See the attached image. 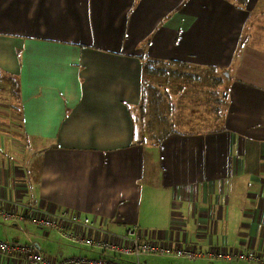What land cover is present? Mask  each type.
I'll list each match as a JSON object with an SVG mask.
<instances>
[{
  "label": "crops",
  "instance_id": "crops-1",
  "mask_svg": "<svg viewBox=\"0 0 264 264\" xmlns=\"http://www.w3.org/2000/svg\"><path fill=\"white\" fill-rule=\"evenodd\" d=\"M143 56L201 75L182 92L173 84L177 130L159 145L134 140ZM209 67L219 72L211 77ZM10 76L21 80L24 124L17 132L0 124L4 207L73 212L122 244L138 227L154 244L202 254L145 264L264 259V0H0V118ZM15 133L27 142L22 157L9 141ZM4 222L19 244L41 228ZM41 229L45 243L59 237L57 251L35 244L52 258L70 250L117 259ZM0 264L28 263L0 256Z\"/></svg>",
  "mask_w": 264,
  "mask_h": 264
},
{
  "label": "built area",
  "instance_id": "built-area-1",
  "mask_svg": "<svg viewBox=\"0 0 264 264\" xmlns=\"http://www.w3.org/2000/svg\"><path fill=\"white\" fill-rule=\"evenodd\" d=\"M30 219L36 226L45 229H60L74 243L99 251L102 254H112L117 259L104 256L88 258L82 256L52 258L46 255L40 247L31 244H10L0 240V256L28 264H145L144 258L150 256L178 257L195 260L202 256L195 250L173 249L167 245H157L146 240L138 227H128L122 242H114L110 237L115 234L95 225V221L79 214L65 211L51 212L40 207L24 205L20 202H10L9 207L0 204V220L19 223ZM126 258V260H123ZM230 259H238L252 264H264V259L254 252H241Z\"/></svg>",
  "mask_w": 264,
  "mask_h": 264
},
{
  "label": "trees",
  "instance_id": "trees-1",
  "mask_svg": "<svg viewBox=\"0 0 264 264\" xmlns=\"http://www.w3.org/2000/svg\"><path fill=\"white\" fill-rule=\"evenodd\" d=\"M239 4H245L247 0H234ZM143 65V94L141 109L132 112L136 116L137 112L142 119L139 124L138 119L134 121V140L136 144H142L146 141L159 145L168 136L176 132V117H173L174 96L171 90L174 83H177V88L182 92L186 88V82H200L201 75L196 72L189 71L193 66L179 61L161 62L151 59L150 57H142ZM208 74L219 72L216 67L206 69ZM209 79V78H208ZM208 79H205L208 80ZM176 82H172V81ZM209 81V80H208ZM10 89L7 97H3V102H8L9 108L6 114L1 115L0 124L5 130L17 132L19 126L24 124V109L22 106L21 97V80L10 76L8 78ZM181 82V84H178ZM210 83V82H209ZM214 86L218 87L224 83V79H212ZM212 83H210L212 85ZM165 93H162V90ZM172 90V91H173ZM131 113V112H130Z\"/></svg>",
  "mask_w": 264,
  "mask_h": 264
},
{
  "label": "rangeland",
  "instance_id": "rangeland-1",
  "mask_svg": "<svg viewBox=\"0 0 264 264\" xmlns=\"http://www.w3.org/2000/svg\"><path fill=\"white\" fill-rule=\"evenodd\" d=\"M124 27V23L121 21L120 24H119V32H118V36H120L121 34V31ZM24 35H30L29 33H22ZM191 71V73L195 72V71H192V70H189ZM211 77H213L211 75ZM212 82V81H211ZM186 87L188 85H190L189 82H186ZM178 84H181V82H178ZM163 90V89H161ZM171 90V89H170ZM176 130H177V127H176ZM14 138V139H13ZM9 141L11 144H14L15 146V149L17 150V152L19 153L18 154V157H22V154L24 153H27L29 152V149H28V146H27V142L25 141V139L23 138L22 135L20 134H14L11 138H9ZM16 152V153H17ZM7 222H4V220H0V228L1 227H4L6 229H8V235H5L3 233H0V240L2 241H5V242H8L10 244H16L15 243V235H13L14 233V230L11 228L12 226L9 225V224H6ZM45 232L46 230L44 229H41V228H35L34 230L31 231V235H30V240H27V241H22L21 244H36V243H42V246L45 247V248H49V249H53L55 251H57L59 249V237L57 235H53L51 233V236L49 237V239L47 240L48 242L45 243L44 242V239H45ZM17 233V232H16ZM21 235V233L19 232V236ZM47 246V247H46ZM45 250V249H44ZM79 252L78 251H70V250H65V257H70V256H78ZM152 257V256H151ZM149 259V263H151L154 260L156 259H159V258H151ZM182 263H191V262H188L187 260H182L180 261Z\"/></svg>",
  "mask_w": 264,
  "mask_h": 264
},
{
  "label": "bare ground",
  "instance_id": "bare-ground-1",
  "mask_svg": "<svg viewBox=\"0 0 264 264\" xmlns=\"http://www.w3.org/2000/svg\"><path fill=\"white\" fill-rule=\"evenodd\" d=\"M90 250H92L91 248H89Z\"/></svg>",
  "mask_w": 264,
  "mask_h": 264
},
{
  "label": "water",
  "instance_id": "water-1",
  "mask_svg": "<svg viewBox=\"0 0 264 264\" xmlns=\"http://www.w3.org/2000/svg\"><path fill=\"white\" fill-rule=\"evenodd\" d=\"M37 247H39V246L37 245Z\"/></svg>",
  "mask_w": 264,
  "mask_h": 264
}]
</instances>
